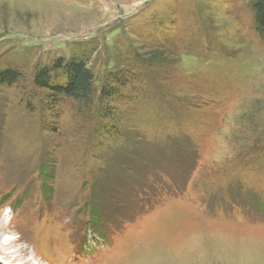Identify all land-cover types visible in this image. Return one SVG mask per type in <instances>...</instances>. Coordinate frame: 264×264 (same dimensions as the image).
<instances>
[{"label": "rangeland", "instance_id": "374dc122", "mask_svg": "<svg viewBox=\"0 0 264 264\" xmlns=\"http://www.w3.org/2000/svg\"><path fill=\"white\" fill-rule=\"evenodd\" d=\"M255 1L0 0V75L19 76L0 81L9 257L264 264ZM76 58L95 76L90 101L36 86L42 70L64 86Z\"/></svg>", "mask_w": 264, "mask_h": 264}, {"label": "trees", "instance_id": "16d2710c", "mask_svg": "<svg viewBox=\"0 0 264 264\" xmlns=\"http://www.w3.org/2000/svg\"><path fill=\"white\" fill-rule=\"evenodd\" d=\"M254 10V21L255 27L258 34L264 39V0H256L253 5ZM63 65L59 63L57 68H62ZM64 70L67 72V83L64 86H53L51 82L53 79L50 77V71L42 70L36 77V86L40 88L50 89L56 96H68L75 101L88 102L92 99L95 89V76L87 68L86 64L79 60V58L73 59L69 63L65 64ZM18 74L7 70L0 75V81L3 83H13L18 79ZM115 82L121 79L114 77ZM115 92L110 89L107 85L103 88L101 99H110ZM106 102V101H105ZM106 104V103H105ZM47 173V172H46ZM45 173V174H46ZM9 198L5 199L7 202ZM90 210L93 212V217L98 215L97 207L95 205H90Z\"/></svg>", "mask_w": 264, "mask_h": 264}, {"label": "bare ground", "instance_id": "6f19581e", "mask_svg": "<svg viewBox=\"0 0 264 264\" xmlns=\"http://www.w3.org/2000/svg\"><path fill=\"white\" fill-rule=\"evenodd\" d=\"M3 226H1L2 228ZM5 227V226H4ZM8 227V226H6ZM2 231V229H0V232ZM8 231H5L4 230V235L0 238V257L3 259V260H0V264H8L10 262V264H13L12 262L15 261L16 262V256L14 257H9L10 254L13 255V252H8V247L12 244L13 241H8L7 238H9V234L7 233ZM38 236V234L36 235ZM2 245L4 246V248H2L1 250V247ZM15 246V245H14ZM16 252V251H15ZM29 255V254H28ZM27 256H24L25 260H26V264H31V263H27L28 261L30 262L31 260L33 261L32 258H29L27 260ZM11 258V259H10ZM19 259V258H18ZM17 261H21V260H18ZM21 264H24V263H21Z\"/></svg>", "mask_w": 264, "mask_h": 264}]
</instances>
